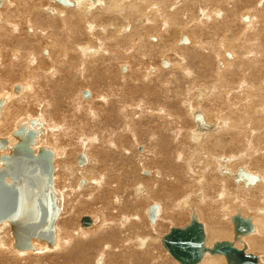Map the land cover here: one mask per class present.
Listing matches in <instances>:
<instances>
[{
  "label": "bare ground",
  "instance_id": "1",
  "mask_svg": "<svg viewBox=\"0 0 264 264\" xmlns=\"http://www.w3.org/2000/svg\"><path fill=\"white\" fill-rule=\"evenodd\" d=\"M69 1L71 4L0 0V138L7 140L0 154H10L18 141L13 131L25 126L37 132L33 151L49 148L52 163L54 154L58 161L52 171L59 208L54 240L32 237L31 247L18 248L9 220H2L6 222H0V253L7 264H96V259L89 258L94 242L101 244L98 257L102 259L97 264H105L104 253L114 241L118 242L114 250L122 257V264H141V260L143 264H169L165 260L173 257L162 245L163 234L157 228L161 220L170 223L188 217V224L192 216L203 224L206 247L229 240L245 253H259L255 254L257 262L264 264V0L254 1L255 11L250 10L253 4H248L249 0ZM189 19L200 27L185 25ZM235 20L244 31L252 28L254 32L233 47L230 39L235 31L230 26ZM200 28L205 31H200L201 39H193L192 34ZM45 48L48 51L44 52ZM240 51H245L244 56ZM155 55L162 67L149 68L145 59ZM169 55L173 59L168 61ZM122 66L127 73H122ZM69 70L71 76L67 77ZM170 75L174 81L168 87L162 80ZM154 78L161 84L150 86ZM16 80L21 84L14 83ZM74 81L92 89L90 95L84 97L82 89L71 93ZM15 84L20 86L18 90ZM148 88L161 100L130 97L139 91L145 95ZM111 89V94L103 92ZM135 101L138 107L130 104ZM128 106L131 110L122 109ZM135 108L147 120V130L137 132ZM186 120L190 124L187 128L183 125ZM144 130L145 136L140 137ZM143 136L146 145L141 146ZM97 143L100 148L95 147V151ZM81 149L86 162L78 164ZM101 150L121 154L127 161V183L122 185L125 200L117 194L122 190L117 171L123 167H115L113 172L112 165L111 171L103 166ZM74 153H78L76 157ZM74 157L80 167L75 166ZM133 157L140 168L137 177ZM146 165L150 166L148 175L143 174ZM61 178L70 192L62 190L60 198L65 201V196L73 194V200L68 198L72 208L82 200L80 205L85 208L101 194L111 196L112 205H116L109 211L124 214L117 213L114 219L101 214L98 220L90 216L89 227L74 223L75 228L58 237L55 223L62 202L53 179L56 185ZM79 180L82 182L77 186ZM10 181L6 177V182ZM85 189L90 193L82 199ZM155 195L164 196L168 204L151 201L157 205L151 221L150 202L142 212L149 219L148 231L139 234L134 224L139 213L134 211ZM29 196V192L22 195L20 219L29 218L30 209H34ZM165 212L168 218L163 217ZM236 213L249 216L253 224L251 232L237 239L231 220ZM225 219L231 220L230 228L221 224ZM4 223L14 239H7ZM104 234L109 240L103 241ZM84 242L85 248L75 251L76 244ZM159 244L167 259L156 250ZM224 263L222 254L206 251L196 264Z\"/></svg>",
  "mask_w": 264,
  "mask_h": 264
},
{
  "label": "water",
  "instance_id": "2",
  "mask_svg": "<svg viewBox=\"0 0 264 264\" xmlns=\"http://www.w3.org/2000/svg\"><path fill=\"white\" fill-rule=\"evenodd\" d=\"M63 4H71L69 0H58ZM184 39V38H183ZM185 40V39H184ZM163 64H166L164 61ZM125 67L122 66V70ZM15 86V90L19 89ZM82 95H90L89 90H83ZM2 100H0V107ZM35 125L36 121L31 120ZM36 131L32 128L20 126L13 131L18 137L10 154H0V222L8 219L11 231L15 237L14 245L18 248L31 247L32 237L45 238L48 242L54 240V221L59 212L56 198L52 189L53 152L49 148L40 147L35 153L31 148ZM7 140L0 138V148H5ZM78 164L86 162L84 154L77 156ZM22 165H26V168ZM6 177L11 181L6 182ZM24 191V192H22ZM32 198L34 209L29 218L20 219L21 198L23 194ZM29 196V198H30ZM34 213L32 214V211ZM157 205L151 204L148 208V217L154 221ZM233 223L234 238L248 234L253 230V224L249 216L243 217L236 213L231 217ZM90 216L83 215L80 223L83 226L90 225ZM205 233L203 224L194 216L188 224L179 227L172 226L165 233L161 242L169 254L180 264H196L203 254L208 251L211 254H222L227 264H258L257 256L253 253H245L244 248H237L229 240L216 241L208 248L204 244Z\"/></svg>",
  "mask_w": 264,
  "mask_h": 264
},
{
  "label": "rangeland",
  "instance_id": "3",
  "mask_svg": "<svg viewBox=\"0 0 264 264\" xmlns=\"http://www.w3.org/2000/svg\"><path fill=\"white\" fill-rule=\"evenodd\" d=\"M249 1H252V2H250V3H248V4H253V6H251L250 7V10H252V11H255L256 10V3L254 2L255 0H249ZM239 10V9H238ZM1 17V16H0ZM191 19H189V21H187V23L188 24H185V25H189V24H191L190 25V27H195V28H198V24L196 25V23H194V22H192V21H190ZM17 21V20H16ZM195 21H198V19L196 20L195 19ZM239 22L240 21H234V25L231 27L230 26V30L232 29L233 31H235V34L233 35V37L230 39V42H232L233 43V47H236V46H238V45H240L242 42L244 43L245 42V40L248 38V37H250L251 35H252V33L254 32L253 31V29L252 28H250L249 30H246V31H244V29H243V27H239ZM245 22V21H244ZM194 23V24H193ZM246 23H247V21H246ZM84 27H85V29L87 28V26H86V24L84 23ZM200 27V26H199ZM203 29L202 28H200L199 30H198V32H197V34L195 33V34H192V38L193 39H195V40H197V39H201V32H205V31H202ZM210 31L212 30V29H209ZM223 30V29H222ZM201 31V32H200ZM222 31H219L218 32V34H219V36H223V35H220V33H221ZM243 33V34H242ZM240 34H242V35H240ZM244 35V36H243ZM236 36V37H235ZM239 37H240V39H239ZM242 37V38H241ZM187 39L188 40H190V38L189 37H187ZM221 39L222 38H219L218 40V43H220L221 42ZM226 39V38H225ZM238 40V41H236V40ZM58 40H59V38H58ZM85 41V40H84ZM156 41V40H155ZM241 41V42H240ZM191 43V42H190ZM189 42H188V44H186V45H189L190 44ZM180 45H184V44H181V43H179ZM170 47H172L173 48V44L170 46ZM45 51L44 52H46V50L48 51V49L47 48H45L44 49ZM43 52V53H44ZM242 53H245V51H240L239 52V55H243ZM172 55V54H171ZM171 55H169V57H168V61L170 60V58H172L173 59V57L171 56ZM244 56V55H243ZM224 57L227 59V56H226V54H224ZM160 60L161 59H159L158 60V57L155 55V56H152L151 58H147V59H145V62H146V64H147V66H149V68H150V66L151 67H154V68H158V67H162L161 66V64L159 63L160 62ZM150 64V65H149ZM177 64V65H176ZM80 65V64H79ZM122 65H125L124 63L122 64ZM126 66V65H125ZM178 66V63H175V67H177ZM169 67H171V65H169V66H167L166 68H169ZM164 68V67H163ZM221 68H222V66H221ZM121 69V71H122V68H120ZM157 70V69H156ZM177 70V69H176ZM178 71V70H177ZM122 73H127V70H126V72H123L122 71ZM70 77L71 76V70H69V72L67 73V77ZM173 76H165L164 77V79L161 81L162 83H164V85L166 86V85H168V87H170L171 86V82L172 81H174V77L172 78ZM155 79V80H154ZM153 79V81H152V83H151V85L150 86H154V85H160L161 84V82L158 80V79H156V78H154ZM166 80V81H165ZM19 81V80H18ZM17 80L16 81H14V83H19V84H21L20 83V81L18 82ZM81 82V81H80ZM80 82L79 81H74V84H73V88L74 89H72V90H70V91H72L71 93H74V90L75 91H79L80 89H82V90H85V89H87V90H89V91H91L90 89H88V88H86L87 86H80ZM166 82L168 83V84H166ZM131 83V82H130ZM16 85V84H15ZM129 85H133V83L132 84H129ZM66 86L67 85H65V88H66ZM105 86H103V88H104ZM90 88H93V86L92 87H90ZM108 88V87H107ZM107 88H105V89H107ZM68 89V88H67ZM124 91H125V88H124ZM104 93H109V94H111L112 92H113V89H111V91H103ZM22 93V92H21ZM20 93V94H21ZM69 93V92H68ZM145 95L144 94H142V91H139L138 93H132L131 95H130V97L132 96V97H136L135 99L137 100V99H139V97L140 96H144L145 98L147 97V98H150V99H157V100H161V99H159V98H157V97H155V95L156 94H154L152 91H151V89H146V91H145ZM70 94V93H69ZM139 96V97H138ZM57 98H58V96H57ZM80 99H82L81 97H80ZM83 100V99H82ZM135 104V106H139V103H137L136 101L135 102H130V104ZM130 108V109H129ZM122 109H125V110H131V106H128V107H126V108H124V107H122ZM173 109L171 108V111H172ZM37 111V110H36ZM36 111H32L34 114H36V115H39L38 114V112H36ZM135 111H136V113H137V118H136V120H137V122H138V130H137V132L139 131H142V129H145V130H147L146 129V126L145 125H147V123L145 124V121L147 122V120L145 119V117H144V119H142V117H141V115H142V113H141V111L139 110V108L137 109V108H135ZM174 115L175 114H177V113H173ZM43 116V115H42ZM41 116V117H42ZM188 120V119H187ZM187 120H186V122H185V124L183 123V125L184 126H186V128L187 127H189V123L187 122ZM154 126H156V123L154 124ZM145 130H144V132H141V134H140V137H142L141 135H143L144 133H145ZM146 134V133H145ZM145 134H144V136H145ZM144 136H143V138L140 140V142H139V144L142 146H144V145H146V141H145V138H144ZM154 137V136H153ZM50 146V145H49ZM97 146H98V148H100L99 147V145H98V143L97 144H95V146H93V149L96 147L97 148ZM51 148H52V145L50 146ZM140 147V146H139ZM95 151H97L96 149H94ZM104 150V149H103ZM8 152V151H7ZM6 152V153H7ZM74 152V151H73ZM130 152H132V150H130ZM67 153H70L69 151H67ZM78 153H83V150L81 149ZM78 153H74V156L76 157V155L78 154ZM100 154L101 155H99V156H101L102 158H103V161L102 162H104V164H103V166H105L106 165V168L107 169H109L110 171L113 169V167H114V169H113V172H114V170H116L117 171V168L118 167H123V170L121 169V168H119V170L117 171V173L120 171H122L120 174L118 173V176H119V178H120V188L122 187V185H126V183H127V178H125L126 176H125V174H126V172L127 171H125V167H126V160H125V157L123 158L122 156H121V154H115V155H113L112 153L110 154V153H105V152H103L102 150L100 151ZM75 157H74V159H73V161H74V164H75V166L77 167V162H76V159H75ZM134 158V163H136V165H135V169H137V172H136V177H137V175H139V170L138 169H140V168H138V164H137V162H138V159L137 158H135V157H133ZM138 158H140V159H142L141 157H138ZM124 159V160H123ZM114 160V161H113ZM118 160V161H117ZM57 161V159H56V155L54 154V159H53V164H54V162H56ZM125 161V162H124ZM143 161V160H142ZM58 162V161H57ZM117 162V163H116ZM113 163H115V164H113ZM119 163V164H118ZM124 164H125V166H124ZM144 164H145V162H144ZM56 165V163L54 164V171H55V166ZM85 165H86V163H85ZM107 165H109V166H107ZM111 165L113 166L112 168H111ZM148 166V167H147ZM63 167V166H62ZM78 167H80L79 165H78ZM115 167H117V168H115ZM146 168H145V170H143V174L144 173H147L149 170H148V168L150 167L149 165H146L145 166ZM61 171H63L62 170V168H61ZM123 172H125V173H123ZM123 173V174H122ZM62 174V173H61ZM109 174H111L110 172H109ZM140 175H142V174H140ZM144 175H148V173L147 174H144ZM62 179V178H61ZM60 179V181L61 182H58V183H56V185H55V180L53 179V181H54V189H55V191L57 192V195H58V198L59 199H61L60 197H62L63 195H61L62 194V190H63V192H65V193H69L70 191L67 189V186H66V182H65V179L63 178L62 180ZM78 183H77V186H80V183L82 182V180H79V181H77ZM79 184V185H78ZM166 188H169V186H166ZM120 191H118L117 192V194H119V195H121L123 198H124V200L126 199V191H124L125 190V186H123L122 187V190L121 189H119ZM124 191V192H123ZM197 191V190H196ZM123 192V193H122ZM89 193H90V190L89 189H85V193H83L82 195H81V197H82V199L83 198H85L86 199V197L84 196V195H89ZM101 193V192H100ZM95 197V198H94ZM93 198V200L92 201H89L90 202V205L89 204H87L88 206H85V208H83L84 206L83 205H80L81 203H83L82 201H78V203L76 204L75 203V205H76V208H72V200H73V194H71V198H70V196H68V197H66L65 196V201H63L62 199L61 200H59V202H60V204H61V202H62V205H60V208H61V210H60V213H59V215H58V218H57V221H56V223H55V229H56V235H58V237H59V235H60V237L61 236H64L68 231H70L72 228H75V226H74V223H77V224H79V225H77V224H75L76 225V227L78 226H80V222H79V219H80V217H82V215H89V216H93V217H96L97 216V220L99 219V217L101 216V214H104L105 215V217H107V218H112V219H114V218H118L117 217V213L119 214H124V211H109L108 209L109 208H113V207H116V205L114 204V202H113V204L114 205H112V203H111V198L109 197V195H101V194H99L98 196H97V194L94 196ZM155 199H145V200H143L142 202H141V204L139 205V206H137L136 207V210L134 211L136 214H138L139 215V218H138V220H135V228H137V230H138V232H137V230H135V228L133 229L134 231H136L137 233H147V231H148V228H146V223L148 224L149 223V219L147 218V214L146 215H142V212L143 211H145V209H146V207L150 204V202L152 201L153 202V200L154 201H156V202H160V203H164V204H168V202H166V200H164V196H158V195H155ZM68 198H70V199H72L71 201H70V199H68ZM68 199V200H67ZM67 200V201H66ZM67 203V204H65V203ZM123 202H125V201H122V203ZM152 202H151V204H152ZM124 204V203H123ZM123 204H121V206H123ZM150 204V205H151ZM63 205H64V209L62 208L63 207ZM66 205V206H65ZM144 207V208H143ZM207 207V206H206ZM80 208V209H79ZM71 209V210H70ZM123 209V208H122ZM126 209H128V208H126ZM124 210V209H123ZM67 211V212H66ZM109 211V212H108ZM208 211V208H207V210H206V212ZM116 212V213H115ZM64 213V214H63ZM112 213V214H111ZM114 213V214H113ZM70 214V215H69ZM71 214H73V215H71ZM109 214H111V215H109ZM168 213H163V217H167L168 215H167ZM99 215V216H98ZM116 217H115V216ZM64 216V217H63ZM73 218V219H71V217ZM113 216V217H112ZM143 216V217H142ZM169 217V216H168ZM167 217V218H168ZM146 218V219H145ZM188 217H186V221L185 220H183L182 221V219H179L178 220V222L175 220H172V222H166L165 220H161V222H160V226L157 228V232H159L160 234H165V233H167L168 231H169V229H170V227H172V226H184V225H186L187 224V222H188ZM230 220V219H229ZM229 220H224L223 222H221V224H223L225 227H228V228H230L231 226V220L229 221ZM71 221H72V223H71ZM180 221V222H179ZM3 222H6V221H3ZM3 222H1V223H3ZM70 222V223H69ZM79 222V223H78ZM165 222V223H164ZM175 222H176V224H175ZM229 222V223H228ZM151 223V222H150ZM179 224V225H178ZM1 225V224H0ZM8 226V229H7V231H6V234H8V236H7V239L8 240H11V238H13V236L11 235V231H10V227H9V225L8 224H6V223H4L2 226ZM70 225H72V226H70ZM1 226V227H2ZM230 226V227H229ZM70 227H72V228H70ZM82 227V226H81ZM83 227H85V226H83ZM87 227H89V226H87ZM63 228H65V229H63ZM146 228V229H145ZM115 230H116V227L114 228ZM161 229V230H160ZM60 231V232H59ZM112 231V230H111ZM111 231H109V233L111 232ZM116 236H118V233L116 232V234H115ZM93 237H95V236H93ZM102 239H103V241L104 240H109V237H108V234L106 235V234H104V235H102ZM14 239V238H13ZM44 241V240H43ZM46 243V242H45ZM118 244V242H113V245H112V247L111 248H109V249H107L106 250V252L104 253V259H105V264L107 263V264H122V260H121V258H120V256H118L119 254H117V251H115L114 250V246L115 245H117ZM88 245V244H87ZM46 246L49 248V247H51V246H48L47 244H46ZM85 248V242L84 243H78V244H76V247H75V251H77V250H80V249H82V248ZM93 248H92V252L90 253V255H89V258L90 257H92L91 259H93V260H99V259H102L101 257L99 258L98 256H99V254H101L100 253V249H101V244L100 243H97V242H94V245L92 246ZM113 250V251H112ZM118 250V249H117ZM157 251H159L160 252V250H161V254L163 255V257L165 258L166 256L164 255V251H165V249L163 248V246H161L160 244H159V247H157V249H156ZM26 252H29V253H34V252H31V251H26ZM99 252V253H98ZM254 254H256V255H258L259 256V253H256V252H253ZM2 253H0V264H7V261H6V257H5V255L4 254H2ZM170 256V255H169ZM87 257H88V255H87ZM171 257V256H170ZM98 258V259H97ZM33 259V258H32ZM165 259H167V258H165ZM171 259V261L169 260V259H167V260H165V261H167L169 264H171V263H173L174 264V262L176 263V264H179V262L177 261V260H175L174 258H170ZM5 260V261H4ZM124 260V259H123ZM175 260V261H174ZM97 261H96V264H97ZM124 261H126V262H128L127 260H124ZM172 261H174V262H172ZM6 262V263H5ZM143 260H141V264H143ZM51 264H55V262H50ZM34 264H38V262H36V263H34ZM124 264V263H123ZM130 264H136L135 262L133 263V262H131ZM225 264V263H224Z\"/></svg>",
  "mask_w": 264,
  "mask_h": 264
}]
</instances>
